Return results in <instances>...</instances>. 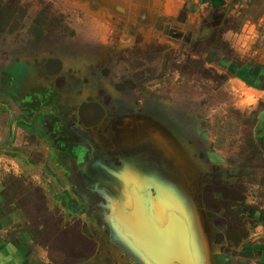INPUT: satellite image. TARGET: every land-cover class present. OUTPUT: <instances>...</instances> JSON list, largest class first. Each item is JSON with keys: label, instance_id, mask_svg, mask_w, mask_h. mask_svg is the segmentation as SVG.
Instances as JSON below:
<instances>
[{"label": "rangeland", "instance_id": "374dc122", "mask_svg": "<svg viewBox=\"0 0 264 264\" xmlns=\"http://www.w3.org/2000/svg\"><path fill=\"white\" fill-rule=\"evenodd\" d=\"M91 1L0 0V264H148L90 177L130 164L193 264H264V0Z\"/></svg>", "mask_w": 264, "mask_h": 264}, {"label": "water", "instance_id": "95a60500", "mask_svg": "<svg viewBox=\"0 0 264 264\" xmlns=\"http://www.w3.org/2000/svg\"><path fill=\"white\" fill-rule=\"evenodd\" d=\"M114 9L122 12L123 7L117 3ZM135 167L127 165V169L131 171L129 175L122 173L118 176H104L100 170H95V174L92 172L94 175H90L100 186L106 189L111 186L118 190L113 193L118 196L109 214L110 221L129 239L148 264H193L185 219L169 205L164 206L161 221L153 217L154 213L143 188L126 183L131 180L139 186L145 185ZM119 187H124L126 191H121Z\"/></svg>", "mask_w": 264, "mask_h": 264}, {"label": "trees", "instance_id": "16d2710c", "mask_svg": "<svg viewBox=\"0 0 264 264\" xmlns=\"http://www.w3.org/2000/svg\"><path fill=\"white\" fill-rule=\"evenodd\" d=\"M95 2H97L98 4H100L101 6L103 5L104 7L108 8L109 10H111L112 12H114L115 14H117L118 16L122 17V18H127L128 20H134L135 22H142V21H147L148 19L145 18V15L143 14L144 11L146 10L144 7H138L135 11L132 10V12H129V14H127V9L126 7H123L122 12H118L114 9L115 4H117L118 0H93ZM143 14V15H142Z\"/></svg>", "mask_w": 264, "mask_h": 264}, {"label": "flooded vegetation", "instance_id": "af4514ba", "mask_svg": "<svg viewBox=\"0 0 264 264\" xmlns=\"http://www.w3.org/2000/svg\"><path fill=\"white\" fill-rule=\"evenodd\" d=\"M170 34H171V36H173V37H180V36H182V35H180V33L179 32H176V31H174V30H171L170 31ZM183 38H186V35L184 34L183 36H182ZM127 201H128V199H127ZM153 217H156L157 218V215L156 214H154L153 215ZM112 225H113V229L114 230H116V232H119V230L116 228V226L113 224V223H111ZM120 233V232H119ZM121 234V233H120ZM123 235V234H122ZM124 236V235H123ZM124 238H126L125 236H124ZM127 239V238H126ZM127 240H129V239H127ZM138 251V250H137ZM139 252V251H138Z\"/></svg>", "mask_w": 264, "mask_h": 264}, {"label": "bare ground", "instance_id": "6f19581e", "mask_svg": "<svg viewBox=\"0 0 264 264\" xmlns=\"http://www.w3.org/2000/svg\"><path fill=\"white\" fill-rule=\"evenodd\" d=\"M102 172V171H101ZM103 173V172H102ZM106 176V175H105ZM157 221H161V219L160 220H157ZM185 221V227H187V228H185V230H186V233H187V239H188V242H189V246H190V250H191V254H193V252H192V249H191V244H190V232H189V227H188V224H187V222H186V220H184ZM131 243V242H130ZM132 244V243H131ZM133 245V244H132ZM134 246V245H133ZM135 247V246H134ZM136 248V247H135ZM141 255V254H140Z\"/></svg>", "mask_w": 264, "mask_h": 264}]
</instances>
